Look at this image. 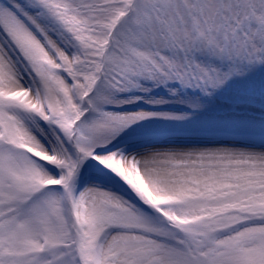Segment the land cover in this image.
<instances>
[{
	"label": "snow or ice",
	"instance_id": "snow-or-ice-1",
	"mask_svg": "<svg viewBox=\"0 0 264 264\" xmlns=\"http://www.w3.org/2000/svg\"><path fill=\"white\" fill-rule=\"evenodd\" d=\"M0 264H264V0H0Z\"/></svg>",
	"mask_w": 264,
	"mask_h": 264
}]
</instances>
